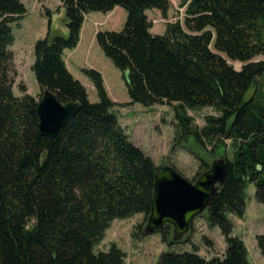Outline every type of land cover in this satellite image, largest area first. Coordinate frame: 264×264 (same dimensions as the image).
I'll return each instance as SVG.
<instances>
[{"label": "trees", "instance_id": "1", "mask_svg": "<svg viewBox=\"0 0 264 264\" xmlns=\"http://www.w3.org/2000/svg\"><path fill=\"white\" fill-rule=\"evenodd\" d=\"M60 2L68 36L48 31L34 42L31 70L40 92L32 97L22 83L20 96L12 90L13 25L27 10L21 0H0V264H125L116 243L101 252L93 247L113 220L137 213L148 218L161 167L119 125L100 71L82 69L99 95L93 103L63 58L64 50L77 47L86 14L118 6L126 11L122 29L99 31L96 42L122 70L130 105L172 106L175 140L199 159L198 173L219 156L227 164V177L202 214L209 227H220L226 253L205 258L168 251L155 264H252L227 213L245 216L249 183L255 200L264 202V0H182L184 19L167 22L162 34H153L147 11L166 17L169 0ZM45 89L80 107L51 138L37 128V101ZM204 107L217 114L195 124L187 110ZM144 222L136 228L144 231ZM172 231L164 224L161 240L174 244ZM255 237L263 256L264 234Z\"/></svg>", "mask_w": 264, "mask_h": 264}, {"label": "rangeland", "instance_id": "2", "mask_svg": "<svg viewBox=\"0 0 264 264\" xmlns=\"http://www.w3.org/2000/svg\"><path fill=\"white\" fill-rule=\"evenodd\" d=\"M27 13L19 20L20 25H13L15 36L11 48L14 53V65L17 75L12 87L13 93L20 96V83L26 85V92L32 97H37L40 89L31 70L34 62V42L46 36H68L66 28L65 9L60 0H21ZM171 7L166 17H162L157 9L147 11L152 20L153 34L165 32L167 22L184 19L185 6L182 0H169ZM50 19V27L48 29ZM80 30V41L75 49H66L63 58L66 66L73 76L83 83L89 100L93 103L98 101L93 83L82 73L83 68H92L100 71L103 82H105L106 93L115 103L113 112L119 119V125L126 131L132 143L140 147L146 155H150L157 167L170 165L177 168L183 177L191 180L198 179L201 168L200 161L195 154L182 146L180 141L175 140L177 127V116L175 109L169 104H158L144 107L139 103L130 105L129 93L122 77V70L117 69L110 58L105 57L100 46L96 42L99 31H119L126 21L125 8L118 6L116 10L109 13L97 12L87 14ZM231 63V62H230ZM237 68L240 62H232ZM251 92V91H250ZM249 94V93H248ZM187 113L194 117V123L205 124V118L209 114H217L211 107L198 110L188 109ZM231 154V147L226 149ZM214 160V159H213ZM212 160V161H213ZM211 161V163H212ZM211 165V164H210ZM245 191V216L236 217L228 212L227 218L234 229L232 234L244 240L249 252L248 261L252 264H264V255L256 245V235L264 234V202L255 200L256 188L249 183ZM143 214H133L131 217L115 219L105 230L101 241L93 247L95 252L104 251L110 245L116 243L127 255L125 264H155L164 252L173 251H196L199 257L213 258L215 255L222 256L226 253L225 239H223L219 226L209 227L204 216L195 218L192 230L185 236L186 240L176 243H166L161 240L159 232L145 233V229H137L139 223L144 222ZM146 222V221H145ZM144 222V225H145ZM144 228V226H143ZM203 235L209 237L213 242L210 248L204 244ZM194 245L196 248H194Z\"/></svg>", "mask_w": 264, "mask_h": 264}, {"label": "water", "instance_id": "3", "mask_svg": "<svg viewBox=\"0 0 264 264\" xmlns=\"http://www.w3.org/2000/svg\"><path fill=\"white\" fill-rule=\"evenodd\" d=\"M127 77V74H126ZM56 96L45 89L37 101V128L40 134L54 137L60 128L71 119L80 107L70 101L61 103ZM224 157L215 158L209 169L199 173L192 181L183 177L176 167L164 165L154 175L152 207L145 222V233L162 231L164 224L172 226V241H182L190 230L195 218L202 216L213 195L226 179Z\"/></svg>", "mask_w": 264, "mask_h": 264}, {"label": "crops", "instance_id": "4", "mask_svg": "<svg viewBox=\"0 0 264 264\" xmlns=\"http://www.w3.org/2000/svg\"><path fill=\"white\" fill-rule=\"evenodd\" d=\"M116 8H118V7H116ZM114 10H116V9H114ZM112 11H113V10H112ZM112 11H110V12H112ZM92 13H93V14H96L97 12H92ZM92 13L89 12L88 14H92ZM108 13H109V12H108ZM86 16H87V14H86ZM84 23H85V22H84ZM82 25H83V24H82ZM77 47H78V46H77ZM77 47H76V48H77ZM74 49H75V48H74ZM74 77H75V76H74Z\"/></svg>", "mask_w": 264, "mask_h": 264}]
</instances>
